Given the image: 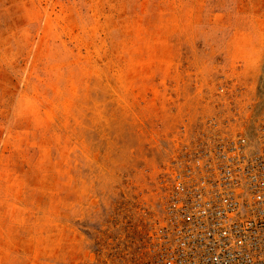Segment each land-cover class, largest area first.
Returning a JSON list of instances; mask_svg holds the SVG:
<instances>
[{"label": "rangeland", "instance_id": "1", "mask_svg": "<svg viewBox=\"0 0 264 264\" xmlns=\"http://www.w3.org/2000/svg\"><path fill=\"white\" fill-rule=\"evenodd\" d=\"M264 111V0H0V264H142L172 159Z\"/></svg>", "mask_w": 264, "mask_h": 264}, {"label": "built area", "instance_id": "2", "mask_svg": "<svg viewBox=\"0 0 264 264\" xmlns=\"http://www.w3.org/2000/svg\"><path fill=\"white\" fill-rule=\"evenodd\" d=\"M210 125L162 174L142 264H264V111L248 132Z\"/></svg>", "mask_w": 264, "mask_h": 264}]
</instances>
